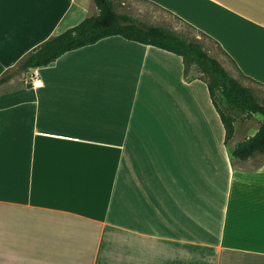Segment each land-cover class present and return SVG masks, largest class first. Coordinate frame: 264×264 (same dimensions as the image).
Masks as SVG:
<instances>
[{
	"label": "crops",
	"instance_id": "crops-1",
	"mask_svg": "<svg viewBox=\"0 0 264 264\" xmlns=\"http://www.w3.org/2000/svg\"><path fill=\"white\" fill-rule=\"evenodd\" d=\"M142 1L264 84V0ZM98 13L0 0V79ZM184 70L112 36L0 85V264H264V155L233 156L263 117L238 119L225 144L207 83Z\"/></svg>",
	"mask_w": 264,
	"mask_h": 264
},
{
	"label": "trees",
	"instance_id": "trees-1",
	"mask_svg": "<svg viewBox=\"0 0 264 264\" xmlns=\"http://www.w3.org/2000/svg\"><path fill=\"white\" fill-rule=\"evenodd\" d=\"M94 1L99 9L97 15L90 16L64 33L47 39L24 58L18 70L28 71L31 68L49 65L67 52L93 45L112 36H122L131 41L156 46L183 58L185 76H189L192 67L200 73V78L208 85L213 104L225 127V144H229L234 138L238 119L247 120L254 115L263 117L257 132L241 141L233 150V156L244 161L257 154L264 155V101L259 99L254 88L244 85L229 73L219 59L211 56L202 40L191 39L171 29L120 13L114 0ZM184 23L200 36L214 41L204 32ZM218 47L226 57H229L221 46ZM234 66L236 67L235 63ZM236 69L245 79L261 84L244 75L237 67ZM15 73H8L2 77L0 85L10 80Z\"/></svg>",
	"mask_w": 264,
	"mask_h": 264
},
{
	"label": "rangeland",
	"instance_id": "rangeland-1",
	"mask_svg": "<svg viewBox=\"0 0 264 264\" xmlns=\"http://www.w3.org/2000/svg\"><path fill=\"white\" fill-rule=\"evenodd\" d=\"M120 2L121 3H119V11L126 13L138 20L171 29L191 39L196 38L202 40L205 43L206 50L211 56L219 59L224 64L229 73L232 76L238 78L244 85L254 88L259 99L261 101H264V85L251 82L242 77L236 67L231 63L228 57L223 54V52L214 41L200 36L199 33H197L183 21L174 17L172 14L155 4L142 0H120ZM123 2H125V5L122 4ZM12 72H16L14 76H16L17 78L21 77L25 73L24 71H19L18 67L15 68ZM197 73V69L192 67L189 75L192 77L198 75ZM258 116L262 119L261 115ZM257 120L258 119H254V121L247 124L253 125V128H255L257 126ZM249 131L251 132L253 131V129H250Z\"/></svg>",
	"mask_w": 264,
	"mask_h": 264
},
{
	"label": "built area",
	"instance_id": "built-area-1",
	"mask_svg": "<svg viewBox=\"0 0 264 264\" xmlns=\"http://www.w3.org/2000/svg\"><path fill=\"white\" fill-rule=\"evenodd\" d=\"M41 80H37L34 84L36 85V86H39V85H41Z\"/></svg>",
	"mask_w": 264,
	"mask_h": 264
},
{
	"label": "water",
	"instance_id": "water-1",
	"mask_svg": "<svg viewBox=\"0 0 264 264\" xmlns=\"http://www.w3.org/2000/svg\"><path fill=\"white\" fill-rule=\"evenodd\" d=\"M239 144V142H237V145Z\"/></svg>",
	"mask_w": 264,
	"mask_h": 264
}]
</instances>
